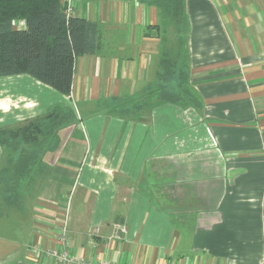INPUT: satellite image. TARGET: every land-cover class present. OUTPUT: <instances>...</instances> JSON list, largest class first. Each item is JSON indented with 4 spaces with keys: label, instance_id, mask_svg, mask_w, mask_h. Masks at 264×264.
<instances>
[{
    "label": "crops",
    "instance_id": "1",
    "mask_svg": "<svg viewBox=\"0 0 264 264\" xmlns=\"http://www.w3.org/2000/svg\"><path fill=\"white\" fill-rule=\"evenodd\" d=\"M72 1L103 51L76 60L71 95L0 78V128L76 114L21 209L0 216L25 224L0 234V264H60L30 251L57 247L65 217L84 264H264V0H185L183 27L148 0ZM167 53L200 106L152 99Z\"/></svg>",
    "mask_w": 264,
    "mask_h": 264
},
{
    "label": "trees",
    "instance_id": "2",
    "mask_svg": "<svg viewBox=\"0 0 264 264\" xmlns=\"http://www.w3.org/2000/svg\"><path fill=\"white\" fill-rule=\"evenodd\" d=\"M177 27L185 26V0H148ZM25 21L23 29L14 26ZM103 51L99 24L67 14L65 0H0V78L28 75L70 96L76 60ZM152 99L198 107L183 57L160 60ZM76 121L75 112L58 106L47 114L0 128V216L20 210L31 183L45 171L44 157L59 149V132ZM7 213V212H6Z\"/></svg>",
    "mask_w": 264,
    "mask_h": 264
},
{
    "label": "built area",
    "instance_id": "3",
    "mask_svg": "<svg viewBox=\"0 0 264 264\" xmlns=\"http://www.w3.org/2000/svg\"><path fill=\"white\" fill-rule=\"evenodd\" d=\"M67 5V14L72 15L74 10V4L72 0H65ZM14 26L20 29L26 27L25 21H16L14 22ZM67 217L62 219L59 234L56 237V245L57 247L42 249L40 247H34L31 249L30 253L32 256L39 257L43 253L51 259L56 260L60 264H84L82 260L76 258L71 255L69 246H68V228H67ZM94 264H111L109 262H99L98 260L93 262Z\"/></svg>",
    "mask_w": 264,
    "mask_h": 264
},
{
    "label": "rangeland",
    "instance_id": "4",
    "mask_svg": "<svg viewBox=\"0 0 264 264\" xmlns=\"http://www.w3.org/2000/svg\"><path fill=\"white\" fill-rule=\"evenodd\" d=\"M59 137V136H58ZM58 140H60V137H59V139ZM23 208H25V205H24V207ZM8 213L9 212V210H6L5 211V213ZM13 212H15V210H12V212L11 213H13ZM14 214H12L11 215V217L9 218V221H8V223H5V227L4 226H2V225H0V234H4V235H6V236H9V237H16V238H19V235H22V233L20 232V233H15V230H17V229H21V227L22 226H24L25 224H16V223H14L13 221V218H15L14 216H13ZM7 226V227H6ZM23 233H24V230H23Z\"/></svg>",
    "mask_w": 264,
    "mask_h": 264
}]
</instances>
